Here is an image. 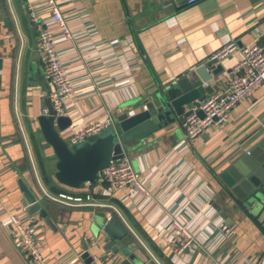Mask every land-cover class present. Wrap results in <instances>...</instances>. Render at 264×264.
I'll return each mask as SVG.
<instances>
[{"label":"crops","instance_id":"obj_1","mask_svg":"<svg viewBox=\"0 0 264 264\" xmlns=\"http://www.w3.org/2000/svg\"><path fill=\"white\" fill-rule=\"evenodd\" d=\"M57 2L74 34L72 40L56 34L74 89L63 104L71 125L62 137L83 124L109 117L114 123L141 94L188 74L197 79V70L221 88L240 53L217 62L218 75L204 66L229 42L238 47L258 43L264 50V0L187 1L171 12H164L159 0ZM28 6L56 29L43 0L0 2V264H29L5 224V211L23 208L19 182L47 215L45 222L40 214L21 213L27 221L40 220L38 235L49 264H86L80 256L87 250L91 264H119L120 257L106 249L112 241L96 230L111 217L126 232L124 242L134 243L153 264H264V210L240 201L221 178L264 138V84L195 141L186 140L178 120L131 139L124 153L150 189L148 200L95 185L99 207L54 204L43 192L66 189L54 178L57 159L37 122L47 109L50 87L40 61H32L35 35ZM172 217L186 222L194 238L181 253L171 244Z\"/></svg>","mask_w":264,"mask_h":264},{"label":"water","instance_id":"obj_2","mask_svg":"<svg viewBox=\"0 0 264 264\" xmlns=\"http://www.w3.org/2000/svg\"><path fill=\"white\" fill-rule=\"evenodd\" d=\"M187 1L189 0H159L158 3L164 12H171ZM33 34L35 35L34 28ZM35 60L40 61L34 40L32 61ZM214 65L215 61H208L204 68L206 70L210 67L214 75L220 74L221 66ZM195 72L197 79H192V75L188 74L155 88L152 93L141 94L123 113L116 116L113 125L75 147L70 146L61 135L71 125L70 118L56 115L47 99L48 112L39 116L37 122L46 144L57 159L54 173L56 182L71 190L82 189L87 181L96 183L99 171L105 169L112 160L125 156L126 146L131 139H141L142 136L161 130L177 120L183 121L184 116L189 113L186 107L199 106L214 91L216 85V80L208 81L201 70ZM204 83H208V86H203ZM221 178L240 201L253 207L261 206L264 210V138L255 144L249 154L232 162ZM19 185L24 196L22 204L26 213L29 216L40 214L47 222L42 204L27 186L22 182ZM97 225L96 230L112 241L106 249L111 248L113 254L120 257L119 264H151L134 243L124 242L126 232L116 218L111 217ZM80 257L86 264L93 262L88 250L83 251Z\"/></svg>","mask_w":264,"mask_h":264},{"label":"built area","instance_id":"obj_3","mask_svg":"<svg viewBox=\"0 0 264 264\" xmlns=\"http://www.w3.org/2000/svg\"><path fill=\"white\" fill-rule=\"evenodd\" d=\"M44 8L49 13L50 21L56 26L55 30L48 27L46 20L42 19L39 12L33 6H28V19L35 29V42L39 54L40 63L43 66L44 77L50 87L48 99L51 102L56 115H63L64 102L74 95L73 81L65 71L62 56L57 44L59 34L64 40H72L74 34L65 21L57 0H43ZM196 0H189L190 3ZM240 53V60L235 64L230 77L224 86L214 89L199 106H192L189 113L184 116L182 127L186 140L195 141L213 125L224 123L230 110L244 99L257 86L264 84V50L258 43L238 47L235 41L229 42L215 52L208 61L220 62L233 53ZM207 87L208 83H204ZM44 108L42 115L47 114ZM201 113V115L199 114ZM109 118L103 121H95L83 124L72 130L63 139L75 147L90 136L99 135L104 129L113 125ZM249 154V152H247ZM100 185L107 187L111 193L127 191L137 200L146 201L151 197V192L146 187L138 174L134 171L130 160L124 156L121 159L112 160L110 164L97 173V182L87 181L80 191L65 190L60 192H43L44 199L66 207H99L93 198L92 189ZM25 208L5 211V224L9 237L20 252L25 256L29 264H49L46 260V248L38 235L40 220H25L21 213ZM174 237L171 244L175 251L183 252L189 248L193 241V235L182 222L172 217L169 220ZM221 230L224 227L220 226Z\"/></svg>","mask_w":264,"mask_h":264},{"label":"trees","instance_id":"obj_4","mask_svg":"<svg viewBox=\"0 0 264 264\" xmlns=\"http://www.w3.org/2000/svg\"><path fill=\"white\" fill-rule=\"evenodd\" d=\"M58 184V183H57ZM59 186H61V187H63L64 189H66V190H71V189H68V188H66V187H64V186H62V185H60V184H58ZM73 191H77V190H73Z\"/></svg>","mask_w":264,"mask_h":264},{"label":"rangeland","instance_id":"obj_5","mask_svg":"<svg viewBox=\"0 0 264 264\" xmlns=\"http://www.w3.org/2000/svg\"><path fill=\"white\" fill-rule=\"evenodd\" d=\"M27 19H28V17H27ZM28 21H29V19H28ZM30 22V21H29ZM40 67H42V66H40ZM42 71H43V69H42ZM107 129V128H106ZM106 129H104L102 132H104ZM82 142H80V144H81ZM151 264H153L152 262H151Z\"/></svg>","mask_w":264,"mask_h":264}]
</instances>
